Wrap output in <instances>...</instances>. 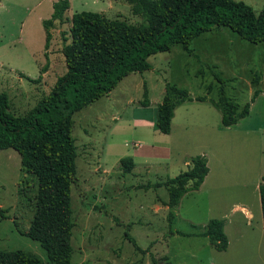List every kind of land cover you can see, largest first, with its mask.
<instances>
[{
  "label": "rangeland",
  "instance_id": "374dc122",
  "mask_svg": "<svg viewBox=\"0 0 264 264\" xmlns=\"http://www.w3.org/2000/svg\"><path fill=\"white\" fill-rule=\"evenodd\" d=\"M54 1L0 0V92L7 94L14 116L32 109L66 72L61 49L70 41L69 20L75 12H97L133 25L143 20L130 0H68L45 51L42 21L50 18ZM234 1L256 14L264 5V0ZM189 47L192 54L175 44L150 56L149 70L128 74L109 98L102 96L72 115L77 153L70 191L72 264H264L256 188L264 177V41L252 43L227 27H214ZM43 66L37 83L20 75L37 78ZM166 83L193 98L214 101L221 84L237 111L254 90L260 93L248 116L230 127L222 126L220 111L211 102H185L174 109L172 132L165 136L155 126L136 124L134 116L142 110L144 88L156 109ZM149 146L169 147V157ZM136 149L144 157L137 159L134 170L123 173L119 159ZM196 155L206 158V183L184 195L176 209L167 206L165 187H143L178 175ZM36 197L37 181L22 169L19 154L0 149V249L29 252L42 264H52L40 243L23 235ZM242 203L254 218L233 211ZM212 219L224 221L225 250L200 235Z\"/></svg>",
  "mask_w": 264,
  "mask_h": 264
},
{
  "label": "trees",
  "instance_id": "16d2710c",
  "mask_svg": "<svg viewBox=\"0 0 264 264\" xmlns=\"http://www.w3.org/2000/svg\"><path fill=\"white\" fill-rule=\"evenodd\" d=\"M130 1L133 12L142 17L141 23L110 20L91 11L75 12L71 16L70 41L61 49L66 72L27 113L12 115L8 111L7 94L0 92V149L16 151L22 169L37 181L36 208L23 235L38 241L52 264H72L70 191L75 180L77 155L72 115L109 94L128 74L149 70L150 56L169 51L175 44L192 54L191 41L214 27H227L252 43L264 41V5L256 14L249 5L234 0ZM68 8V0H56L50 18L42 21L45 51L51 40V28L56 21L63 20ZM44 54L47 58L46 52ZM45 70L43 66L37 78L22 72L20 75L37 83ZM215 76L221 83L222 79ZM253 81H257L256 76ZM259 93L254 90L250 101L237 111L238 105L227 97L221 84L218 100L214 101L206 96L193 98L187 90L166 83L162 100L156 106L155 127L160 133L169 134L174 109L192 100L211 102L220 111L222 126L230 127L248 116L250 104ZM139 104L142 107L150 104L146 88ZM186 162L187 168L178 175L143 187H165L167 206L176 209L184 195L199 190L209 170L204 156H192ZM119 168L123 173H130L134 168L133 159L121 158ZM258 192L264 235V177ZM223 228V220L212 219L200 235L225 250L228 241ZM131 241L136 245L133 239ZM0 264L42 263L32 253L0 249Z\"/></svg>",
  "mask_w": 264,
  "mask_h": 264
},
{
  "label": "crops",
  "instance_id": "0c3cea01",
  "mask_svg": "<svg viewBox=\"0 0 264 264\" xmlns=\"http://www.w3.org/2000/svg\"><path fill=\"white\" fill-rule=\"evenodd\" d=\"M113 91V90H112ZM112 91L109 92V94L105 95L106 97L109 98V96L111 95ZM162 100V99H161ZM128 100H126L127 102ZM141 106V105H140ZM142 107V106H141ZM148 110H151L152 112L150 114L147 113ZM135 118V123L136 124H150V126H155V119H156V109L152 107V103L150 102L149 106L147 107H142V110L135 114L134 116ZM149 118V119H147ZM172 131H170L169 134H164L165 136H169L171 134ZM134 146L136 147L137 144L135 143ZM150 151H153L155 153V150H161V153L163 155H165V157H169L170 154V149L169 147L166 146H162V147H156L154 148L153 146H149ZM133 159L134 162V168L132 170H134L136 168V161L139 158H143L144 157V152H140L138 149H136L130 156ZM120 160V159H119ZM186 162V161H185ZM209 173V171H208ZM208 175L205 176L203 183L201 184L199 190L203 187V185L206 183V177ZM256 188L258 189V184L256 185ZM198 190V191H199ZM260 202V200H259ZM261 210V209H260ZM233 211L235 213H240L243 214L245 213L247 215L248 219H252L254 218V214L250 211L249 207H247L245 204H235L233 207ZM263 228V227H262ZM263 231V230H262Z\"/></svg>",
  "mask_w": 264,
  "mask_h": 264
}]
</instances>
